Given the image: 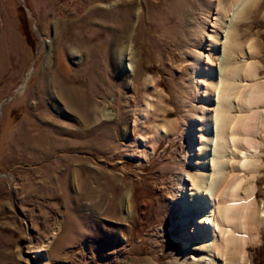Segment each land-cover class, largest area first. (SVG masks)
I'll return each instance as SVG.
<instances>
[{"label":"rangeland","instance_id":"374dc122","mask_svg":"<svg viewBox=\"0 0 264 264\" xmlns=\"http://www.w3.org/2000/svg\"><path fill=\"white\" fill-rule=\"evenodd\" d=\"M214 1L0 0V264H178L175 194L193 173L201 91L192 61L210 39ZM245 8L225 24L234 49L255 43L264 78V0ZM257 135L259 166L247 176L264 204V127ZM257 228L247 254L264 264Z\"/></svg>","mask_w":264,"mask_h":264},{"label":"bare ground","instance_id":"6f19581e","mask_svg":"<svg viewBox=\"0 0 264 264\" xmlns=\"http://www.w3.org/2000/svg\"><path fill=\"white\" fill-rule=\"evenodd\" d=\"M250 1L256 0H231L226 8L214 1L213 21H206L213 28L210 39H200L198 55L192 61V72L198 75L194 84L201 91L191 117V142L185 160L193 173L180 174L175 194L180 224L182 221L178 264H251L247 246L251 237L256 243L257 227L264 224V204L254 198V175L247 176L259 166L257 150L262 139L257 133L264 127V78L259 77L258 63H254L259 54L255 43L234 49V35L224 20L235 23ZM244 48L247 53L240 52ZM123 56L130 61L129 65L124 62L130 71V57ZM231 64L236 66L232 69ZM110 115L109 111L102 114ZM204 129L210 131L207 138L201 136ZM224 151L229 152L226 163L220 162ZM223 163L227 172L218 177ZM31 253L34 259L44 257L50 263L47 250L36 248Z\"/></svg>","mask_w":264,"mask_h":264},{"label":"water","instance_id":"95a60500","mask_svg":"<svg viewBox=\"0 0 264 264\" xmlns=\"http://www.w3.org/2000/svg\"><path fill=\"white\" fill-rule=\"evenodd\" d=\"M3 103H4V100L0 102V107H1V105H2Z\"/></svg>","mask_w":264,"mask_h":264}]
</instances>
